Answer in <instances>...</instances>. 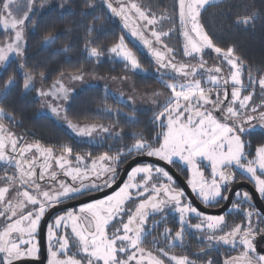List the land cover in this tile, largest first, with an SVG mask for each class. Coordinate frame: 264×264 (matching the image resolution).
<instances>
[{
	"label": "snow or ice",
	"instance_id": "snow-or-ice-1",
	"mask_svg": "<svg viewBox=\"0 0 264 264\" xmlns=\"http://www.w3.org/2000/svg\"><path fill=\"white\" fill-rule=\"evenodd\" d=\"M216 2L176 0L173 16L157 15L143 0H102L107 11L119 17L134 46L145 50L153 60L158 79L169 90L162 100L159 93L154 94L157 99L153 103L161 108L153 117L161 128L154 142L142 133H132L134 143L123 145L114 155L104 152L93 158L91 153L76 154L74 166L69 159L72 147L65 144L57 148L40 140L26 141L9 126L20 123L16 115L0 106V168L3 169L0 175V264L38 258L36 235L46 212L75 197L111 188L116 183L119 165L133 154L155 157L167 165L180 164L189 174L187 185L204 204L228 201L236 172L250 180L255 191L264 197V144L257 146L252 154L245 151L243 139L257 126L264 130V99L259 103L254 101L257 88L264 94V75L254 77L249 69L245 83L243 73L247 65L236 54L235 46H219L205 30L201 23L202 12ZM17 3L18 0H2L0 4V27L11 33L0 42V69L15 58L25 57L26 21L30 20L33 3L28 0V11L22 17L13 14ZM60 7H64L63 3ZM89 7L95 6L89 4ZM258 18L253 12L238 15L233 23L237 28L247 29ZM176 19L178 28L164 30L166 22L171 24ZM177 31L182 38L180 49L165 42ZM57 38L45 35L43 43L51 45ZM85 51L88 59L96 63H101L105 56L103 48L90 46V43L85 45ZM181 52L184 59L177 60ZM107 53L111 60L123 63L126 69L146 72L124 35L107 48ZM210 53L215 54L212 65L205 59ZM24 68V63H20L17 70ZM22 75L24 94L34 91V98L40 100L42 107L52 117L62 120L75 136L89 140L107 136L118 141L127 135L102 124L74 123L68 119L66 105L77 91L73 82H86L87 74L81 69L61 72L48 88H36V74L32 71H23ZM39 78L40 81L46 79L43 71ZM16 83V79L9 76L0 95L7 96ZM104 93L113 96L118 103L128 106L135 103L133 96L113 92L107 84ZM103 111L109 115H125L135 122L134 117L119 109L105 106ZM5 120L9 123L5 124ZM88 158H91L90 166ZM202 165L210 167L208 176ZM61 173L65 179H59ZM235 196L240 203L233 202L227 215L236 211L245 219L230 226L225 214L207 215L199 211L186 198L185 191L176 186L165 167L151 163L137 165L131 168L127 180L117 191L68 208L48 223V264H196L188 255L170 252L184 244V234L189 230L207 233L203 236L207 250L220 245L242 246V254L226 260L225 264H264V255H250L256 252L253 240L257 231L264 232L258 229L264 216L241 209V204L250 203L252 199L247 191H236ZM158 215L160 220L153 219ZM170 215L178 222L179 229L173 233L165 228L159 233L166 241L163 247H156L155 251L146 247L149 237H152V245L161 243L153 233ZM190 217L199 222L190 223ZM253 217H256L255 223ZM72 248L76 252L69 255ZM207 250L202 248L201 254L207 255Z\"/></svg>",
	"mask_w": 264,
	"mask_h": 264
},
{
	"label": "trees",
	"instance_id": "trees-1",
	"mask_svg": "<svg viewBox=\"0 0 264 264\" xmlns=\"http://www.w3.org/2000/svg\"><path fill=\"white\" fill-rule=\"evenodd\" d=\"M50 1L53 4L43 11L42 5L47 4L43 3L44 0H36L35 7L29 13L30 20L26 21L25 28V57L22 60L14 59L6 68L0 70V89H4L9 76H13L17 81L15 86L8 91L7 96L0 95V106L6 111L13 112L20 121L17 125H9L13 132H22L32 140H40L51 145L78 142L72 133L60 125L55 118L39 113L40 100L34 98V91L28 95L24 94L23 71H32L36 74V82H38L36 88H47L61 72L81 69L86 74H96L107 78L126 77L131 88L138 93L148 94L153 90H167L157 77L155 63L144 54L139 46H134V42L98 0ZM61 3L64 5L63 8L60 7ZM143 3L157 15L166 13L174 16L175 14L176 0H143ZM89 4L95 7L90 8ZM253 12L259 18L247 29L237 28L233 23L238 15ZM201 23L219 46H235L236 54L247 65L243 73L245 83H247L249 69L254 77L264 75V0L217 1L206 6L201 15ZM175 25L176 20L163 27L167 30ZM48 34L58 38L55 43L44 45L43 37ZM121 35H124L128 46L136 52L146 72L126 69L123 63L109 58L107 48ZM5 37L6 32L0 29V42ZM165 42L171 47L181 48L178 31ZM89 43L90 46L104 49L105 56L101 63L88 59L85 45ZM65 48L67 51L64 50ZM211 55L207 57H213ZM177 57H181V54ZM20 63L25 65L22 71L17 70ZM41 71L46 76L43 81L39 78ZM259 90V88L256 89V95ZM105 106L113 110L119 109L121 113L134 117L135 122L128 120L125 115L116 116L114 113L109 115L103 111ZM66 107L68 119L74 123L102 124L127 134L118 141L105 136L97 149L99 154L117 152L123 145L134 143L132 133H142L146 138H153L161 130L159 124L153 121L154 115L161 110L160 107L133 109L128 105L118 103L113 96H105L103 85H90L80 89L70 98Z\"/></svg>",
	"mask_w": 264,
	"mask_h": 264
},
{
	"label": "flooded vegetation",
	"instance_id": "flooded-vegetation-1",
	"mask_svg": "<svg viewBox=\"0 0 264 264\" xmlns=\"http://www.w3.org/2000/svg\"><path fill=\"white\" fill-rule=\"evenodd\" d=\"M254 97H255L254 101L258 102L257 100H259V98L263 97V96L256 95ZM4 123H5V121H4ZM160 132H161V130L158 133H160ZM16 133L23 136L25 138V140L28 142L34 141L22 132H16ZM158 133H156V135L153 138H148V139L154 142ZM73 136L75 138L74 134H73ZM104 137L105 136H103V138ZM103 138H98L96 140H89L87 138L78 137V138H75L78 142L71 143V144L66 143L67 145H69L73 149V154L69 158L72 160L73 165L75 166V163H76V161H75L76 154H80L81 156H85L86 154L91 153V157H93V158L99 156L100 154L97 153V149L101 143L100 141ZM243 139H245V140L251 139L250 142H246L245 151L254 154L255 148L261 144H264V130H262L259 126H257L256 129L251 134L245 135L243 137ZM43 144L51 145V144L45 143V142ZM61 145H65V144H61ZM61 145H53V146H56L57 148H59ZM128 145H131V144H128ZM125 151H126V149H125ZM115 153L116 152H114V151H110L109 154L114 155ZM155 159H157V158L147 157V156H137L136 154H133V156H129L127 159H124L122 161V163L119 165L117 179L119 178L123 167L130 161L136 162L132 167H135V166L141 165V164L151 163L154 165H159L161 167H165L166 170L169 171L170 175L173 176V178L176 182V186L182 188L185 191L186 198L190 199L192 204L195 207H197L199 209V211H201L207 215H213V214H208V213L204 212L202 210L203 209L202 207L204 206V207L209 208V209H218L225 203V201H221L219 204H216V203L204 204L199 198H197L195 196L194 193H192L191 188L187 185L188 172L185 169L182 170V167L180 164L177 163L174 165H167L164 161H160L158 159L155 160ZM87 163L90 166L91 158H88ZM54 167H55V165H54ZM131 168L128 170V172L131 170ZM232 171H235V170L232 169ZM128 172L126 173V175L124 176L122 182L118 185V187L115 188L111 193H109L107 195H110L119 189V187L127 180ZM0 175H3V169L2 168H0ZM59 179H65V177L63 176L62 173L59 174ZM137 179L139 180V177ZM106 189H108V188H105L102 191L87 193V194H85V196L75 197L72 200L66 201L63 205L54 207V208L50 209L48 212H46L45 216L47 214L48 215L46 218V222H45L46 224H45V230H44V246H45L44 258L41 259L42 260L41 262L43 264H48V245H49L48 238H47V225H48V223H50L52 220H54V218L57 215L64 214V212L68 208H76L80 204V203L77 204L79 201H81L87 197H90L92 195H99L103 191H105ZM231 190L232 191L229 194L230 198H231L229 205H228L227 209L221 213V214H225V219H226V222L228 225L231 226V225H234L237 223H241L245 219L243 215L239 214L236 211H233L230 215H227V212L229 209H231L233 202L240 203L239 198L235 196L236 191H240V192L247 191L252 198L250 203L241 204L240 205L241 209H248V210H251L253 212H258V213L262 214L259 211V209L257 208L254 200L259 199L264 206V197L260 196V194L255 191L254 184L250 180H248L245 176H241L239 172H236L235 182L231 185ZM103 197L104 196L99 197L97 199H101ZM197 203H199V204H197ZM71 204H74V205H71ZM200 204L202 205V207L199 206ZM68 205H71V206L67 207ZM63 206H66V207H63ZM262 216H264V215L262 214ZM153 219L160 220V216L158 215V216L154 217ZM189 219H190V223H192V224H196L199 222V220L196 218L190 217ZM253 221H254V223L256 222V217H253ZM149 223L151 224V220L149 221ZM165 228L171 229L172 232L174 233L175 231H177L179 229V224L170 215L165 223L160 224L157 232L153 233V236H156L157 239H159L161 241V243L157 246H154L150 243L152 237H149L148 241H146V243H145V246L148 248H151L153 251H155L156 247H163L165 245L166 241L163 240V237L160 236L159 233H162ZM258 229H264V222H259ZM39 230H40V227H39ZM39 230H38V233L36 235V242L38 243V246H39ZM227 230L228 229H225V231H227ZM68 231L70 233V229ZM219 234H221V233H217V235H219ZM205 235H207V233L194 232L191 230L186 231L184 234V244L182 246H177V247L170 249V252L172 254H175V255H188L191 260L196 262V264H207V262L209 260L212 261V264H225L226 260H229L230 258H233V257H238L244 251L243 247L240 246L239 244H237L235 247L228 246V245H220V246H218V248L214 247L211 250H207V243L205 241H203V236H205ZM253 244H254V247L256 249V252L250 253V255H264V254L260 253L261 251L264 250V232H260L259 230L257 231V235L255 236V238L253 240ZM202 248L207 250V255L201 254ZM75 252H76V249L72 248L68 254L72 255ZM40 257H41V251H40V247H39L38 258H25V259L37 260V262H34L33 264H39L38 260H40ZM61 258H63V257H61ZM77 258H80V257L77 256Z\"/></svg>",
	"mask_w": 264,
	"mask_h": 264
},
{
	"label": "rangeland",
	"instance_id": "rangeland-1",
	"mask_svg": "<svg viewBox=\"0 0 264 264\" xmlns=\"http://www.w3.org/2000/svg\"><path fill=\"white\" fill-rule=\"evenodd\" d=\"M217 1H220V0H217ZM32 3H33V8H34L35 7V4H36V0H32ZM43 3L44 4H47L46 6L45 5H42L41 9L43 11H44V9L50 7V5L53 4L52 1H50V0H44ZM12 11H13V14L15 16L22 17L24 15V13L28 11V0H18L17 5H14L13 6ZM158 15H160V14H158ZM165 15H167V14L165 13ZM166 24H167V22L164 25H166ZM175 27L176 28L179 27L178 19H176V25H175ZM0 29L2 31H4V29L2 27H0ZM10 35H11L10 32L9 33H6V37L4 38V40L8 36H10ZM180 39H181V45H182V38H180ZM3 41H1V42H3ZM210 54H212L213 57H210V56L207 57V55H206L205 56V59L208 61L209 65H212L213 62H214V56H215V54L214 53H210ZM15 59H20V58H15ZM182 59H184V57L182 56V53H181V57H177V60H182ZM99 77H102V76H99V75H96V74H89L88 73L86 75V77H85V81L86 82H73V86L77 89V91H79L80 89H82L84 87H87V86H90V85H103L104 86L105 84H107L108 87L113 90V92H117V93L122 92V93H124L125 97H127V96H133L134 97V100H135V103H134L133 106H130L133 109H150V108H153V107L157 106L156 104L153 103V100L154 99H157V97L154 94L159 93L160 94L159 99L162 100L163 97L169 93V90L167 88H166L167 90H165V91L153 90V91L148 92V94L147 93L146 94H144V93H138V92L134 91L131 88L128 79L121 80L120 77H118L117 79L113 80L112 78L103 77L104 78L103 80H99L98 79ZM36 85H38V82H36ZM38 88H40V87H38ZM244 94L246 95L247 92L244 93ZM257 94L263 96V97H260L259 100H257L258 102H256V103H259L261 99H264V94H262L260 92V90L258 91ZM38 110H39V113H42V114L51 116V114L49 113V111L46 108L42 107L41 102L39 104V109ZM53 118H55V117H53ZM55 120L60 125H62L65 128H67L66 125L63 123L62 120L57 119V118H55ZM5 124H8L7 123V120L5 121ZM75 138H78V136H75ZM250 140L249 139H246L245 142H250ZM206 163L207 162H205V164ZM202 167H203V170L205 172V175L208 176L210 174V167H204L203 165H202Z\"/></svg>",
	"mask_w": 264,
	"mask_h": 264
},
{
	"label": "water",
	"instance_id": "water-1",
	"mask_svg": "<svg viewBox=\"0 0 264 264\" xmlns=\"http://www.w3.org/2000/svg\"><path fill=\"white\" fill-rule=\"evenodd\" d=\"M102 5H103V7L107 10V8H106V5H104L103 3H102V0H98ZM108 12V11H107ZM109 13V15L112 17V18H114L117 22H118V24H119V26L121 27V29L126 33V35L132 40V38H131V36H130V34L128 33V31L127 30H125V29H123V27H122V23H121V21H120V19H119V17H113L111 14H110V12H108ZM133 41V40H132ZM143 50V49H142ZM143 52H144V54L151 60V61H153L151 58H150V56L146 53V51L145 50H143ZM155 160H157V159H155ZM136 162L135 161H130V162H128L124 167H123V169H122V171H121V174H120V176H119V178L116 180V183L115 184H113L112 185V187L111 188H108V189H106L105 191H103L101 194H99V195H92V196H90V197H87V198H85V199H83V200H81V201H79L77 204H79V203H82V202H87L89 199H97V198H99V197H102V196H105V195H107V194H109V193H111L115 188H117L118 187V185L122 182V180H123V178H124V176L126 175V173L128 172V170L135 164ZM231 199V198H230ZM230 199L228 200V201H225V203L220 207V208H218V209H209V208H206V207H202V205L200 204L199 206H201L203 209V211L204 212H206V213H208V214H213V215H219V214H221L222 212H224L226 209H227V207H228V205H229V202H230ZM255 201V204H256V206H257V208L259 209V211L264 215V206H263V204L261 203V201L259 200V199H255L254 200ZM259 204H258V203ZM197 204H199V203H197ZM71 205H74V204H71ZM71 205H68L67 207H69V206H71ZM63 207H66V206H63ZM48 215V214H47ZM47 215L44 217V219L41 221V225H40V230H39V247H40V251H41V257H40V260H38V263L39 264H43L41 261V259H43L44 258V248H45V246H44V230H45V222H46V218H47ZM260 253H262V254H264V250L263 251H261ZM34 262H37V260H31V259H24V260H22V261H18V262H16V264H33Z\"/></svg>",
	"mask_w": 264,
	"mask_h": 264
}]
</instances>
